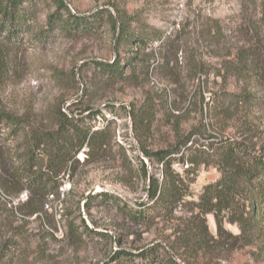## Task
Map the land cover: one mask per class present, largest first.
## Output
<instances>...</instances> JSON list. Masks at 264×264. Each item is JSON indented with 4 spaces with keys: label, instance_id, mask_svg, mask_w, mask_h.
<instances>
[{
    "label": "rangeland",
    "instance_id": "374dc122",
    "mask_svg": "<svg viewBox=\"0 0 264 264\" xmlns=\"http://www.w3.org/2000/svg\"><path fill=\"white\" fill-rule=\"evenodd\" d=\"M66 2L73 13L83 15L100 9L115 14V8L132 15L141 14L169 38L154 53L155 64L149 73L137 71L138 77L106 82L97 67L85 64L92 59L112 62L118 55L107 35L106 14L95 31L84 35L57 34L45 42L32 34H19L15 45L0 37V108L53 128L56 105L73 114L72 111L78 112L89 104L92 110L102 109L104 113L92 123L96 127L110 124L116 134L113 153L99 162L84 163V152L77 155L80 163L61 174L59 191L44 200L43 210L40 199L31 198L24 184L14 186L7 180L4 162H0V243L13 235L0 264H144L140 258L125 253L136 254L140 248L156 244L170 223L159 218L150 225L134 224L119 209L123 204L134 208L147 200V178L138 172L140 157L147 160L141 155L134 135L130 110L147 98L153 102L157 121L149 144L156 148L164 146L170 138L175 120L181 121L183 129L201 121L210 122L205 102L212 92L245 88L263 93L257 82L233 81L227 87L222 86L221 79L209 70L237 46H249L254 37L264 35V0L255 4L247 0ZM54 10L52 0H38L33 8L37 16L32 23L45 25L47 15ZM120 53L123 57L131 55ZM255 114L264 124V106L257 108ZM219 121L212 122L217 131L226 135L235 131L233 121ZM212 129L210 125L208 130ZM3 144L5 155L8 150L14 154L21 152L20 141L12 136ZM13 157L18 160V156ZM153 172L160 176L159 169ZM219 175L216 167L201 166L189 199L197 200L202 187ZM3 182L13 192L3 191ZM38 208L41 211L34 213ZM182 214L183 211H177L178 216ZM209 224L215 232L213 216H209ZM228 229L237 232L233 225H228ZM16 230L24 235H15ZM250 250L247 247L236 251L221 264H264L255 261Z\"/></svg>",
    "mask_w": 264,
    "mask_h": 264
},
{
    "label": "trees",
    "instance_id": "16d2710c",
    "mask_svg": "<svg viewBox=\"0 0 264 264\" xmlns=\"http://www.w3.org/2000/svg\"><path fill=\"white\" fill-rule=\"evenodd\" d=\"M52 1L55 10L47 15L45 25H37L32 21L37 16L33 8L38 0H0V37L15 45L19 34H32L45 42L57 34L84 35L95 31L106 14L107 35L118 55L112 62L92 59L85 63L97 67L106 82L138 77L137 71L149 73L155 64L154 53L169 38L141 14L132 15L115 8L116 15L109 9L83 15L73 13L66 0ZM247 1L255 4L257 0ZM253 40L251 45L237 46L221 57L209 73L220 78L225 87L233 81L257 82L263 93L245 88L212 92L205 102L210 122L201 121L183 129L181 121L175 120L165 145L151 148L149 141L156 127L157 108L148 98L132 106L129 115L133 132L141 155L147 160L140 157L138 171L147 178V200L134 208L123 204L119 209L134 224L150 225L160 218L170 226L160 233L156 244L140 248L136 254H125L140 258L144 264H221L234 252L250 247L254 260L264 262V124L255 114L257 108L264 106V35L259 34ZM122 51L131 55L120 56ZM74 111L70 114L62 105H56L52 128L0 108V162H4L7 180L14 186L24 184L31 198L40 199L42 210L44 200L58 193L61 174L80 163L77 158L80 152L85 154L84 163L99 162L113 153L116 134L110 124L96 127L92 123L104 115L103 110H92L87 104L85 109ZM219 120L233 121L235 131L231 135L217 131L212 122ZM11 136L20 141L21 152L14 154L8 150L5 155L2 145ZM201 166H214L220 175L202 187L197 200H192L189 199L192 184ZM155 169H159V177L153 172ZM1 186L6 193L13 192L5 182ZM90 198L86 200L87 206ZM179 210L184 214L178 216ZM209 216L214 218L215 232L210 228ZM228 225L235 226L237 232L228 229ZM14 234L24 235L21 230ZM12 236L0 243V257L9 251Z\"/></svg>",
    "mask_w": 264,
    "mask_h": 264
}]
</instances>
